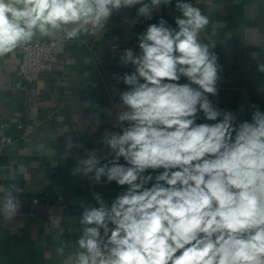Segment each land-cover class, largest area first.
Here are the masks:
<instances>
[{"label":"clouds","instance_id":"obj_1","mask_svg":"<svg viewBox=\"0 0 264 264\" xmlns=\"http://www.w3.org/2000/svg\"><path fill=\"white\" fill-rule=\"evenodd\" d=\"M174 7V26L162 8ZM135 9L139 51L124 48L121 111L101 148L76 157L73 176L120 189L80 201V235L61 264H264V111L250 119L222 109V67L201 33L208 14L190 0H0V58L35 39L73 41L107 28L114 14ZM113 50L116 48L114 46ZM257 70L264 73V63ZM111 111L109 115H111ZM98 126V124H97ZM0 134V148L11 144ZM80 143L69 137L63 160ZM20 189L0 187V221L21 214Z\"/></svg>","mask_w":264,"mask_h":264},{"label":"crops","instance_id":"obj_2","mask_svg":"<svg viewBox=\"0 0 264 264\" xmlns=\"http://www.w3.org/2000/svg\"><path fill=\"white\" fill-rule=\"evenodd\" d=\"M190 2L210 17L201 39L216 46L222 67L214 104L234 112L242 108L241 120L250 119L252 106L264 111V73L257 70L264 63V0ZM135 14V9L122 10L105 30L66 41L58 70L35 82L22 78L18 48L0 58V134L12 138L0 153V187L14 184L22 204L15 221H0V264H61L56 233L63 229L65 252L72 251L80 235V201H90L92 191L107 200L120 191L114 183L93 185L71 169L87 149L102 147L105 130H118L113 125L115 112L123 110L119 92L124 85L113 74L134 70L120 65L119 54L128 47L139 51L137 34L147 23L130 27ZM160 15L174 26L173 15L179 13L173 6L162 8L151 22ZM114 45L119 46L115 51ZM69 137L80 146L63 160Z\"/></svg>","mask_w":264,"mask_h":264},{"label":"built area","instance_id":"obj_3","mask_svg":"<svg viewBox=\"0 0 264 264\" xmlns=\"http://www.w3.org/2000/svg\"><path fill=\"white\" fill-rule=\"evenodd\" d=\"M114 46L116 49L119 48L118 45ZM65 48L66 41L61 36H58L55 40L31 43L18 48L21 56L19 72L25 82H35L42 74L53 73L58 70L60 66L59 56L64 53ZM18 127L22 128L23 126L19 125ZM10 139L12 142V138ZM5 145L7 144H4L0 148V153L3 151ZM58 201H63V198L59 197ZM38 203L39 200L35 199L34 204Z\"/></svg>","mask_w":264,"mask_h":264}]
</instances>
